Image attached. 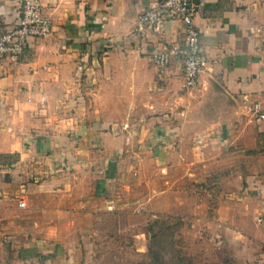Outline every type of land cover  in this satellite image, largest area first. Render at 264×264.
Listing matches in <instances>:
<instances>
[{
  "label": "crops",
  "instance_id": "0c3cea01",
  "mask_svg": "<svg viewBox=\"0 0 264 264\" xmlns=\"http://www.w3.org/2000/svg\"><path fill=\"white\" fill-rule=\"evenodd\" d=\"M155 1L41 0L52 31L17 63L0 57V224L32 245L29 264H84V226L129 205L124 187L171 182L191 152L226 264H264V0H201L207 62L189 87L179 59L151 60L183 42V23L163 40L135 31ZM22 3L0 0V26Z\"/></svg>",
  "mask_w": 264,
  "mask_h": 264
},
{
  "label": "rangeland",
  "instance_id": "374dc122",
  "mask_svg": "<svg viewBox=\"0 0 264 264\" xmlns=\"http://www.w3.org/2000/svg\"><path fill=\"white\" fill-rule=\"evenodd\" d=\"M189 157L186 168L172 163L171 182L161 173L152 186L142 180L133 189L124 187L122 200L131 206L103 211L94 224L84 226L88 236L79 242L84 264H226V247L202 220L211 210L198 202L210 195L203 194L195 155ZM148 198L154 208L146 206ZM164 201L171 205L163 208ZM16 238L0 224V264H29L36 251Z\"/></svg>",
  "mask_w": 264,
  "mask_h": 264
},
{
  "label": "built area",
  "instance_id": "2783aa9c",
  "mask_svg": "<svg viewBox=\"0 0 264 264\" xmlns=\"http://www.w3.org/2000/svg\"><path fill=\"white\" fill-rule=\"evenodd\" d=\"M201 8V0H156L140 10L136 17L137 34L150 32L162 40L169 22L183 23V42L166 45L164 49L152 54L151 60L159 67H166L173 59H179L183 65L187 87L196 85L207 62L201 46L200 30L195 22ZM52 29V19L44 13L41 0H23L22 13L18 19L11 25L0 26V57H7L12 63H17L30 38L46 36ZM252 110L257 116L264 118L259 102H254ZM19 205L26 206V200L21 198Z\"/></svg>",
  "mask_w": 264,
  "mask_h": 264
}]
</instances>
